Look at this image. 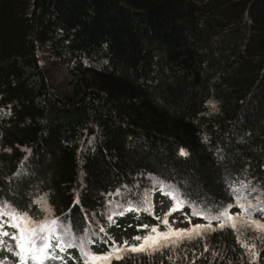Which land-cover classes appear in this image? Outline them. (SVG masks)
<instances>
[{
  "label": "trees",
  "instance_id": "1",
  "mask_svg": "<svg viewBox=\"0 0 264 264\" xmlns=\"http://www.w3.org/2000/svg\"><path fill=\"white\" fill-rule=\"evenodd\" d=\"M263 115L264 0H0V206L42 220L43 198L91 255L151 235L154 189L211 216L264 199ZM229 228L97 264H249L239 241L264 264V233ZM73 245L67 264H85Z\"/></svg>",
  "mask_w": 264,
  "mask_h": 264
},
{
  "label": "snow or ice",
  "instance_id": "2",
  "mask_svg": "<svg viewBox=\"0 0 264 264\" xmlns=\"http://www.w3.org/2000/svg\"><path fill=\"white\" fill-rule=\"evenodd\" d=\"M180 154L186 156L187 153L181 149ZM234 191H239L234 189ZM169 195L172 196L175 201L174 206L166 214L171 215L172 212L181 210L184 201L180 199L178 193L170 192ZM36 203L41 204L45 210L50 211L47 208L46 200L41 198L40 201ZM237 206L241 208L243 212H247L248 208L252 207L249 203L247 206L240 202L237 198ZM229 208L231 206H228ZM134 210V209H129ZM192 215H202L193 209ZM163 219V223L168 227L167 232H159L157 228H152L151 232L155 233V236L147 237H136V240H142L143 242L139 245H129L125 241L122 245H117L113 242L112 251L106 256L100 257L95 255H90L84 252L85 264H97L98 261H111L112 258L117 260L123 259L121 253L125 251L130 252H144V251H156L161 247L169 246L167 243L161 245L160 241H171V244L176 245L179 241L187 238L192 239L195 236H202L204 232L216 231L213 228L212 221H218L217 227L224 229L226 226L233 229V231H238V225L240 223L246 224L252 227L255 231L264 233V224L259 221L252 220L251 217L244 220L243 216L233 215L229 210H224L215 216H203L208 220L207 224L195 225L191 229H173L168 223L167 218ZM190 222V221H189ZM59 227L57 219H47L42 220L33 219L27 211H17L8 205L0 206V246H5L4 238L7 237L12 241H15V251L14 255L18 258V264H27L28 260L31 259L36 261L37 264H44L48 259L61 261V264H67V259L64 255H57V250L60 253H67V250L72 248L74 245L72 242L64 243L62 238L57 235V229ZM146 227V226H145ZM7 229H13L14 231H8ZM239 240V237H238ZM52 241H55V246H53ZM39 242V244H38ZM151 242V243H150ZM241 246L244 247L250 254L249 264H255L256 260L259 258V252L256 250V245L249 244L245 241H239ZM6 250L13 252L12 245H7ZM207 251V248H205ZM68 258H71L68 256ZM0 264H7L6 259L0 260Z\"/></svg>",
  "mask_w": 264,
  "mask_h": 264
},
{
  "label": "rangeland",
  "instance_id": "3",
  "mask_svg": "<svg viewBox=\"0 0 264 264\" xmlns=\"http://www.w3.org/2000/svg\"><path fill=\"white\" fill-rule=\"evenodd\" d=\"M41 62H42L43 67L47 70V72L49 74V78H50V81L52 83L53 90H54L55 94L61 99H66L68 97H72L76 91L77 81L75 79V74H74V71L72 70L71 66H69L68 64H66L65 62H63L61 60H58L57 57L53 56L52 53L49 52L48 50L43 51L41 53ZM262 117L263 118L261 121L264 124V115ZM170 192L175 194V192H173L171 190H164V193H159L158 191H156V189H154L153 191H149V193H145V197L143 198V202H141L142 206L145 209H147L150 214L155 213L156 222L152 226V228H154V227L157 228L159 230V232H167L168 231V227L165 226L162 221L166 217V214L169 212V210L174 206V203H175L172 196L169 195ZM180 199L183 200L181 197H180ZM251 199H252V195H249V201L247 200V202L250 203L252 205V207L248 208V211L246 213L245 212L239 213V212L233 211L230 208H228L227 210H229L231 212V214H233V215L243 216L244 220H247L250 216L252 220H256V221H259L260 223L264 224V199L257 198L255 201H252ZM186 204L187 203L184 201V204H183V207L181 210L174 211L171 213V215H167L166 218L168 220V223L171 225V227L173 229H191L195 225L208 223L207 219L202 218L204 215L203 216L201 215V217L197 216V219L193 221L190 218L192 215L188 214L187 211L185 210ZM118 207H119L118 205L113 206L112 212H118V211H115L116 209H118ZM47 208H48V206H47ZM195 210L197 212L201 213L199 209L195 208ZM45 211L47 213V219H53L52 218L53 213L51 211H48V210H45ZM222 211H224V210H222ZM134 215L135 214H133V216ZM216 215H218V214H216ZM206 216H208V215H206ZM137 218L140 219V217H138V216H137ZM217 225H218V221L213 220L212 226H213V228H216V230L220 229L217 227ZM90 227H91V229H94L95 226L92 224V226H90ZM59 228H60V235H61V238L64 241V243L72 242L73 244H77L78 246L81 247L83 253L84 252L88 253V240L86 237H80V238L76 239L70 233L69 234L67 233L68 229L63 228L61 226H59ZM7 230L11 232V229H7ZM207 232H209V231H207ZM207 232H204V234ZM238 232L239 233L243 232L244 236H251V235H253L254 232H258V231H255L252 227H250L246 224L240 223L238 225ZM155 235H156L155 233L151 232V236H155ZM122 240L123 239H122V236L120 235V233H117V235L115 237V241H116L117 245H121ZM4 241H5V246H0V253H8L9 255H12L13 259L0 257V260L6 259L7 264H18V258L16 255H14L15 241H12L7 237L4 238ZM167 242L161 240L160 244L163 245V243H167ZM9 244L12 245L13 252L6 250V246ZM38 244H39V242H38ZM99 262L100 261H98L97 263H99ZM27 264H37V262L29 259ZM44 264H61V261L48 259L44 262Z\"/></svg>",
  "mask_w": 264,
  "mask_h": 264
}]
</instances>
